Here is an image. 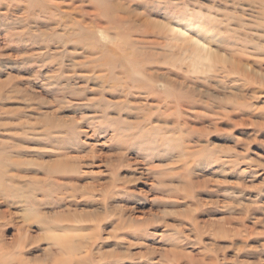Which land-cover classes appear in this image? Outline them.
Here are the masks:
<instances>
[{"label":"rangeland","instance_id":"rangeland-1","mask_svg":"<svg viewBox=\"0 0 264 264\" xmlns=\"http://www.w3.org/2000/svg\"><path fill=\"white\" fill-rule=\"evenodd\" d=\"M0 264H264V0H0Z\"/></svg>","mask_w":264,"mask_h":264}]
</instances>
